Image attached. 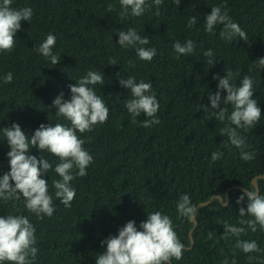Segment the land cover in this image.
I'll return each mask as SVG.
<instances>
[{"label":"trees","instance_id":"1","mask_svg":"<svg viewBox=\"0 0 264 264\" xmlns=\"http://www.w3.org/2000/svg\"><path fill=\"white\" fill-rule=\"evenodd\" d=\"M151 3V0H149ZM109 5L113 10L109 11ZM226 7L233 22L239 24L249 42L233 39L230 43L220 37L222 25L213 33L204 31V19L211 7ZM16 9L31 7V22L21 21L11 53H0V78L13 74V81L0 80V128L18 123L29 137L43 124L64 123L57 117L52 102L61 92L64 99L71 96L69 84H75L89 70L103 72L104 85L91 86L109 108L107 122L93 127L91 132L78 136L87 142L83 147L93 157L87 175L71 182L76 196L70 208L55 198L52 181L60 179L54 172L59 159L48 152L30 148L29 154L43 156L53 170L42 178L48 180L53 196L54 214L39 219L24 207V200H0V216L22 214L28 216L36 228L38 253L34 264H95L104 250L100 241L134 220L138 230L147 213L160 211L170 216L178 238L185 246L183 258L171 264H221L227 256L231 264L233 253L237 264H249L248 255L264 258V252L246 254L235 248L236 237L223 238L226 221L239 226V208L247 207V197L241 204L237 199L244 192L230 188L226 205L217 198L197 207V224L179 217L176 204L182 194H188L193 204L220 194L225 200V189L238 184L255 191L252 179L264 173V70L253 67L264 57V0H181L177 7L173 0H164L160 15L153 5L140 17L120 18L119 0H13ZM197 23L189 29V17ZM135 28L139 35L149 38L146 48H155L151 62L139 59L133 48H122L118 32ZM56 37L54 54L61 61L52 65L35 51L47 35ZM191 39L195 50L190 56L174 52L173 44ZM212 49L214 65L206 62L203 52ZM114 61L115 65H109ZM233 73L236 87L244 75L254 80V99L261 108V120L252 129L237 131L251 145L246 149L255 158L244 161L235 147H225L227 136L220 129L230 122L215 118L205 119L203 107L211 108L208 93L217 90L218 80ZM118 73V74H117ZM135 77L136 81L151 82L159 101V124L141 126L146 117L141 114L132 123L125 108L130 89L118 78ZM226 91L221 92L223 97ZM228 114L232 106L226 105ZM9 146L0 133V176L10 171L7 152ZM222 151L223 157L212 161L211 153ZM258 194L264 195V177H257ZM142 201V202H141ZM17 209L19 211L17 212ZM248 218V217H245ZM209 233H212L209 238ZM242 240H255L264 249V230L257 226ZM253 264H257L253 261Z\"/></svg>","mask_w":264,"mask_h":264},{"label":"clouds","instance_id":"2","mask_svg":"<svg viewBox=\"0 0 264 264\" xmlns=\"http://www.w3.org/2000/svg\"><path fill=\"white\" fill-rule=\"evenodd\" d=\"M119 2L120 18L123 21L129 16L140 17L153 5L156 8L155 15L159 16L160 6L164 0H151V3L149 0H119ZM173 3L178 7L181 0H173ZM12 5L13 0H0V53L13 51L16 34L21 29V21L30 23L33 17L31 7L16 9ZM112 10V6L109 5V11ZM196 23L197 17H189L187 27L191 29ZM220 25H222L220 31L222 39L230 43L236 38L249 42L248 35L238 23L233 22L227 8L222 10L219 5L213 6L210 13L205 16L204 31L211 34ZM117 43L122 48L135 49L136 55L144 61L151 62L156 55L155 48L144 47L150 43L149 38L139 35L135 28L118 32ZM55 44V35L49 33L35 49L52 65H58L61 61L59 54L53 53ZM195 47L191 39L183 44L177 40L173 44L174 52L178 54L177 58L180 55L190 56ZM203 56L207 58L208 64L216 63L212 49L205 50ZM115 64L114 61L109 62V65ZM253 67L264 70V57L258 58ZM118 79L121 86L130 89L131 98L126 100L125 108L132 117V123H137L136 118L143 114L146 119L141 122V126L149 128L159 124L157 113L160 105L152 90L151 82L143 80L137 82L135 77L131 76L127 79ZM213 79L218 80L217 90L214 93L210 91L208 96L211 108L216 111L209 114L208 108L202 105L204 118L207 120L215 118L219 122L229 121V124L220 129V135L228 138L224 146L239 149L240 158L246 162L253 160L255 153L246 150L251 145L237 129H243L246 132L254 128L261 120V108L257 99L253 98L254 80L244 75L240 86L236 87L231 83L233 80L231 71L225 73L223 77L214 75ZM0 80L4 84H10L13 81V74L8 72ZM97 84H105L103 72L89 70L75 84L68 85L71 92L69 99H64L63 92L55 97L52 102V107L56 109L55 114L68 121V124L42 123L30 137L22 131L18 123L0 128V133L6 139L10 149L7 152L10 171L0 176V200L12 202L15 208L16 201L23 198L25 209L39 219L45 216L50 218L54 214L55 207L53 196L49 194L48 180L42 178L45 173L53 170V165L43 156L38 159L35 155L29 154L30 148L34 147L40 153L48 152L59 159L54 172L60 179L52 181L54 195L65 207L72 206L76 190L71 186V182L77 177L86 176L87 168L93 162V157L83 147L87 140L78 136L77 133L91 132L94 126L106 123L109 116L108 106L91 87ZM222 91L227 93L223 97V107H221ZM226 105L232 106L230 115ZM223 155L222 151H214L211 153V159L215 162ZM245 196L247 207L239 208V226L225 221L223 238L227 241L229 237H236L234 247L246 254L264 252L255 240L240 239L249 230L255 233L257 226L260 230H264V195L247 189L238 197L237 204H241ZM176 208L179 217L195 221L197 205L192 203L188 194L180 196ZM139 227L140 230L134 220H129L118 230V235H110L101 240V246L106 245V247L96 257L95 264H171L173 259L179 261L183 258L185 246L178 238L170 216L160 211L147 213V219L141 221ZM35 232L34 224L26 215L0 216V264H34L38 253ZM211 235L212 233H209V238ZM248 261L249 264H253V261L264 264V258L254 255H248ZM221 264H229L227 256ZM231 264H237L235 253H233Z\"/></svg>","mask_w":264,"mask_h":264},{"label":"water","instance_id":"3","mask_svg":"<svg viewBox=\"0 0 264 264\" xmlns=\"http://www.w3.org/2000/svg\"><path fill=\"white\" fill-rule=\"evenodd\" d=\"M258 176L259 177H264V173L263 174H260ZM258 176H255L252 179V183H253V185L255 187V191H257V192H258V183H257V177ZM234 187L241 188L244 191L247 190V188H244V187H242V186H240L238 184H233L229 188L225 189V191H224V193H225V200L223 199V196L222 195H220V194H213L208 199H206L204 201L198 202L197 203V207L198 206H202V205H206V204L210 203L214 197L217 198L221 204L226 205L228 203V201H229V193H228V191H229L230 188H234ZM196 224H197V219L195 218V221H193V226L189 230V239H190V244L188 246L189 248L192 247L193 246V243H194V239H193V236H192V230L195 228Z\"/></svg>","mask_w":264,"mask_h":264}]
</instances>
